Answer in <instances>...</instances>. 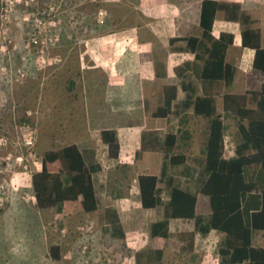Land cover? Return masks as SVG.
Returning a JSON list of instances; mask_svg holds the SVG:
<instances>
[{
    "label": "rangeland",
    "instance_id": "rangeland-1",
    "mask_svg": "<svg viewBox=\"0 0 264 264\" xmlns=\"http://www.w3.org/2000/svg\"><path fill=\"white\" fill-rule=\"evenodd\" d=\"M182 1L189 5L198 0ZM99 2L0 0V7L3 8L0 14V264H60L50 256V248L54 244L62 246L64 256L69 253L75 256L73 264H85L87 259L92 264H222L219 249L223 236L216 232L208 237L199 236L194 254L186 253L183 244L174 238L157 242L154 240L152 246L147 247L138 257L124 243L110 237L111 226H107V230L106 227L103 231L101 229L99 234L96 228L91 233L82 231V226L88 221L91 224L99 220L100 210L86 214L88 220L84 221L77 214L69 217L56 209L41 211L37 206L32 176L41 171L45 153L78 143L79 137L89 128V119L98 114L91 98H81L77 102L67 98V95L70 94L68 89L72 84L77 86L83 82L81 76H78L79 42L75 41L73 34L80 33L85 21L88 32L95 33L96 24H102L99 16H107L99 11ZM81 5L86 15L80 13ZM125 11H120L121 19L118 26H115L119 29L138 23L134 19L135 12L130 9ZM176 11L174 7L169 9L170 13ZM125 13H129L127 23L123 18ZM191 20L190 24L184 25V29L191 35H199L195 14ZM69 35H72L71 40L67 41ZM145 35L142 34V37ZM149 38H153L152 34ZM66 42L71 43L72 50L68 61L58 57L62 55ZM144 51V55L148 56L149 47ZM236 52L238 50L235 47L229 49V61H232ZM201 69L202 65L198 63L196 67L185 69L182 75L183 84L191 90L194 88L196 94L197 88L201 86ZM246 82L247 79L238 77L232 88L224 89L217 95L219 114L223 113L224 94L241 95L258 87L254 79L249 87L245 86ZM52 95L60 100L57 107L50 104ZM185 118L189 122L186 129L191 134V140L184 150L193 160L198 174L197 180H193L196 186L189 192L196 194L209 176L203 162L209 120L196 116L192 106L186 110ZM179 124V121L173 119L170 129L177 132ZM31 139L34 146L27 145ZM240 142L241 137L237 131L229 130L226 133L227 157L235 155ZM146 167L151 168L149 173L152 175L161 173L159 162L149 166L145 160L138 166V170L143 171ZM176 172L177 167L171 170V173ZM126 173L128 181L136 185L138 173L133 169ZM177 181L183 182L184 177L178 175ZM156 213L144 212L153 223L157 222L154 218ZM194 224L192 222L191 228H194ZM64 226H68V229ZM69 226L72 231L75 230L76 238H73ZM145 228L149 234V225ZM253 243L255 247L264 248V232H255ZM157 250L162 253H156ZM61 264L67 263L64 261Z\"/></svg>",
    "mask_w": 264,
    "mask_h": 264
},
{
    "label": "crops",
    "instance_id": "crops-1",
    "mask_svg": "<svg viewBox=\"0 0 264 264\" xmlns=\"http://www.w3.org/2000/svg\"><path fill=\"white\" fill-rule=\"evenodd\" d=\"M99 1V11L106 13L107 16H99V21L102 24H96L95 33L94 31L88 32L87 21H85V28L83 27L80 33L73 34L75 41L79 42L78 76H81L83 82L77 86L72 84V87L70 86L68 89L70 94L67 95V98L77 100V102L81 98H91L98 114L89 119V128L79 137L78 143L70 145H77L83 153L88 167L95 170L93 179L99 202L98 211L100 210L101 217L91 224L96 230L98 229V234L101 233V229L103 231L106 227L105 230H107V226H111L110 237L115 241L124 243L127 249L135 251L136 256H141L147 247L152 246L154 240L155 242L174 238L179 240V235L182 232H196V224H194V228H191L192 222L195 223V221L171 219L170 237L168 239L151 236L152 225L165 219V208L164 206L157 209H145L143 207L138 177L143 174H152L149 173L150 167L139 171L138 166L145 160L148 161L149 166H154V163L158 164L159 162L162 169L161 173L156 176H161L163 168L168 165V175L175 179V185L178 188L189 192L191 188L196 186V182L193 180L198 178L197 169L193 166L190 155L184 150L188 147L189 142L186 147L181 144L182 147L175 151L176 154H186L188 158L185 165L177 166L178 172L171 173V170L176 166H171L166 157L167 136L178 132L171 130L170 125L173 119L179 122L181 119L174 115H170L168 118H155L154 114L160 107L164 106L165 90L168 88H177L175 104L184 106L181 111L182 117H185L186 110L190 106L193 107L196 98L204 95L202 81L200 88H197V94L193 90L194 88L191 90L182 82L185 69L196 67L198 63H201L202 67L204 65L202 61L196 59L195 54L187 50V43L184 41L190 37L201 38L203 35L200 19L204 0H198L194 4L189 3V5L183 4L182 0ZM216 1L240 4L243 11L257 22L254 28L261 31L264 47V0ZM82 7V5L79 6L80 13L84 14L86 10ZM173 7L179 12L170 13L169 9ZM127 9L136 13L134 19L138 23L129 25L124 29L115 27L118 26L121 19L119 18L120 11L126 12ZM190 13L191 15H188ZM193 14H195V24L200 32L199 35H191L187 29H184L185 24L188 25L192 22L191 16ZM128 16L129 13H125L123 16L126 23L129 20ZM241 32L240 24L228 22L224 13L217 15L213 35L217 39L223 33L235 36V44L232 47H235L238 52L233 54L232 61L228 60L227 54L228 63L237 68L234 83L240 77L247 79L245 86L249 87L254 79V82L258 84L254 90H260L264 84V75L254 70L255 51L243 48ZM144 33L146 35L142 37ZM150 34L153 36L152 39L149 38ZM70 36L72 35H69L67 41L71 40ZM174 39L180 41L172 44ZM150 42L152 43L150 44ZM65 44L62 55L60 54L58 57H63L68 61L72 53L71 43L66 42ZM148 47L150 53L145 56L144 50ZM189 55L192 56L185 58ZM59 101L56 95H52L50 98V104L54 107H57ZM106 130L117 131L121 147L117 161L110 157L109 146L103 142L102 133ZM182 150L184 151L181 152ZM226 150L225 155L227 154ZM139 151L142 152V156L137 159L136 155ZM234 156L227 157L226 155L227 158ZM129 169L138 173L136 185L128 181L126 171ZM178 175L184 177L183 182L177 181ZM203 186L194 195L200 199L198 214L205 218L206 215L210 217L211 212L208 199L200 196ZM169 198L168 192L165 191L163 200L168 202ZM143 211L146 213L157 212L154 217L157 222L150 221ZM86 214L77 215L80 219L87 221L88 216ZM147 225L150 228L149 234L145 228ZM69 227L73 238H76L75 230L72 231V227ZM64 228L68 229V226H64ZM214 232L216 231H212L210 235ZM199 236L203 237L197 234L195 243ZM53 246L60 245L54 244ZM60 247L62 248V246ZM156 253L161 254L162 251L157 250ZM71 255L69 253L64 256L62 252V260L59 263L65 261L67 264H73L75 256L72 257Z\"/></svg>",
    "mask_w": 264,
    "mask_h": 264
},
{
    "label": "trees",
    "instance_id": "trees-1",
    "mask_svg": "<svg viewBox=\"0 0 264 264\" xmlns=\"http://www.w3.org/2000/svg\"><path fill=\"white\" fill-rule=\"evenodd\" d=\"M219 13H224L228 22L240 24L242 46L255 51L254 70L264 75L262 33L254 28L257 22L238 3L204 0L200 19L203 35L184 41L187 50L204 64L200 73L204 95L196 98L193 108L196 116L209 120L204 153V170L209 176L200 196L208 199L211 215L206 219L198 214L199 197L175 185V179L168 175V165L163 168L161 176L143 174L138 177L141 202L145 209L165 208V219L152 225L153 238L170 237L171 219L195 221L196 232L179 235L186 253L194 254L197 234L207 237L216 231L223 236L219 249L222 264H264V248L253 245L254 233L264 232V84L260 90L245 94H224L223 113H218L216 95L232 88L237 73V68L227 61L235 36L223 33L217 39L213 35ZM177 41L180 40L174 39L171 43ZM165 91V104L154 117L174 115L181 119L178 132L169 134L166 141V157L171 166L177 167L185 165L188 158L175 151L182 147L181 144L188 145L191 134L186 129L188 120L181 115L184 106L175 104L177 88ZM229 130L237 131L241 137L233 158L225 155V136ZM102 139L109 146L110 157L119 160L121 147L117 131H104ZM141 156L139 151L136 158ZM94 171L88 167L77 145L46 152L41 171L32 176L39 210L56 209L66 216L97 212L99 202ZM165 191L170 197L168 202L163 200ZM50 256L60 262L62 248L52 246Z\"/></svg>",
    "mask_w": 264,
    "mask_h": 264
},
{
    "label": "built area",
    "instance_id": "built-area-1",
    "mask_svg": "<svg viewBox=\"0 0 264 264\" xmlns=\"http://www.w3.org/2000/svg\"><path fill=\"white\" fill-rule=\"evenodd\" d=\"M2 10H3V8L2 7H0V14H1V12H2ZM36 41V40H35ZM27 145L28 146H34V141H33V139H31V140H29L28 142H27ZM93 225L92 224H89V223H87L86 225H84V226H82V231H84V232H86V233H91V232H93ZM87 251V248H85V252ZM85 264H92V262L89 260V259H87L86 261H85Z\"/></svg>",
    "mask_w": 264,
    "mask_h": 264
}]
</instances>
